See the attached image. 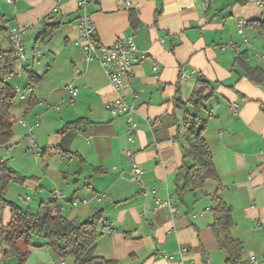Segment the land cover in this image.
Instances as JSON below:
<instances>
[{
	"label": "crops",
	"instance_id": "crops-1",
	"mask_svg": "<svg viewBox=\"0 0 264 264\" xmlns=\"http://www.w3.org/2000/svg\"><path fill=\"white\" fill-rule=\"evenodd\" d=\"M204 1L131 0L127 6L123 0H94L91 4L100 43L110 45L133 35L146 53L121 91L135 109L131 116L137 128L131 138L128 115H113L106 107L118 93L103 66L87 62L77 43V1L10 4L0 0V16L8 20L7 28L24 29L29 58L28 70L12 75L13 85L33 86L27 100L16 95L10 110L14 136L10 148H0V155L8 157L12 152L9 163L27 177L23 185L35 189V204L55 200L63 216L78 222L100 212L94 252L118 264H225L227 252L219 248L211 229V195L219 186V194L232 207V234L244 245L240 264H253V257L264 264V81H251L236 63L237 55L247 51L246 62L264 70V59L256 56L254 46L259 38L264 45V34L252 23L262 20L261 6L259 0H210L205 7ZM241 19L247 22L244 34L239 33ZM47 28L50 33L43 37ZM229 42L236 47L223 48ZM183 68L195 73L181 78ZM30 72L41 75V80L30 82ZM199 76L214 87L205 102L204 137L219 180H207L200 190L179 192L183 167L193 159L185 157L184 110L175 106L174 99L188 101ZM70 84L77 88L74 103L68 102ZM62 98L67 102L53 109ZM74 121L77 126H67ZM29 128L36 147H43L40 156L25 154ZM127 151L133 153V160ZM41 156L46 158L41 161L37 158ZM65 159H75L76 167L65 164ZM133 161L140 174L134 173ZM75 197L87 202L73 206ZM157 198L170 200L176 212L166 204L156 208ZM2 221H12L9 206ZM108 225L112 231L106 229ZM31 241L29 246L21 243L28 250L22 264L62 260L46 239L32 236ZM2 246L0 239V264H5ZM183 247H188L184 254ZM10 259L6 264L14 262Z\"/></svg>",
	"mask_w": 264,
	"mask_h": 264
},
{
	"label": "trees",
	"instance_id": "trees-1",
	"mask_svg": "<svg viewBox=\"0 0 264 264\" xmlns=\"http://www.w3.org/2000/svg\"><path fill=\"white\" fill-rule=\"evenodd\" d=\"M264 2V0H259ZM137 21L135 15H131V22ZM258 32L264 34V21L252 22ZM8 20L0 16V148H10V141L14 136V119L11 116V108L16 102V93L6 77L12 74L16 57L14 49H3L1 36L7 34ZM50 30L47 28L42 33L47 37ZM8 36V34H7ZM9 38V37H8ZM247 51L239 53L236 63L245 70L251 81L262 83L264 70L259 66H251L246 62ZM41 75L29 73V80L38 83ZM214 94L211 83L199 76L192 95L188 101L175 98V106L184 110L182 136L185 138V157H191L193 163L185 165L180 180L179 192L185 189L200 190L205 187L209 179L219 180V173L214 164L212 152L204 137L206 119L204 118L205 102ZM187 105L189 106L187 108ZM78 121L69 123L68 127L77 126ZM26 176L14 169L8 159L0 157V200L1 208L9 206L12 221L8 229L1 226V255L3 263H7L12 257H16L20 263L24 262L28 250L23 249L21 243L31 245V237L39 236L47 240V244L62 259L67 256L74 258L73 264H118L116 260L95 254L96 242L99 236L98 226L102 219L99 212L91 219L78 222L67 219L61 214V208L57 201L41 202L38 209L32 212L15 202L9 201L5 195L12 183H23ZM219 188L211 195V210L214 214V222L211 225L213 235L219 248L227 252L225 264H240L243 254V242L232 234L233 215L232 207L219 194Z\"/></svg>",
	"mask_w": 264,
	"mask_h": 264
},
{
	"label": "built area",
	"instance_id": "built-area-1",
	"mask_svg": "<svg viewBox=\"0 0 264 264\" xmlns=\"http://www.w3.org/2000/svg\"><path fill=\"white\" fill-rule=\"evenodd\" d=\"M8 3L13 4L18 0H6ZM77 6L79 10L78 16V39L77 43L81 44L84 57L87 62H98L100 63L104 71L110 81V84L115 92L118 93V96L107 102V109L113 114H127L128 122H127V133L133 138V135L137 128V123L132 118L131 114L134 112V107L128 104L124 97L121 95V91L125 84V79L132 73L133 68L146 56V53L141 51L134 39L133 35L124 36L118 38L114 43L110 45H105L99 42L97 38L96 26L91 18V14L89 12L90 6L94 0H76ZM127 6L131 5V0H123ZM260 6L264 9V2L259 1ZM205 7L210 6V0L204 1ZM246 21L244 19L239 20V33L244 34V28L246 26ZM24 29L17 26L11 25L7 28V34L9 40L14 49V55L16 57V61L18 62V66L20 70H28L29 65L27 63V54H26V46L22 40V34ZM231 47L235 48L236 45L233 42H229L223 45V48ZM256 56L264 59V53L257 51ZM195 71L188 70L186 68L181 69V78H187L190 75L194 74ZM13 74L8 75V77H12ZM77 75H74L76 78ZM67 90L70 93L71 98L68 100L70 103H74V98L77 96V88L70 84L67 86ZM15 93L19 96L21 100H27L28 97L33 92V86L28 85L26 87L17 86L14 88ZM67 102V99L62 98L59 103L54 105L53 109H60L62 105ZM234 110L237 111V105L234 104ZM22 124H26V122L21 121ZM38 125V121L36 122ZM28 146L31 150L34 151L36 156H40L41 153L36 151V139L34 132L31 128L28 130L27 134ZM127 157L130 160H133V153L131 151H127ZM132 168L134 173L140 174L142 172L141 168L133 161ZM155 192V191H154ZM57 193H60L59 191ZM101 195H97V198H100ZM86 203L87 199L75 197L71 200V204L73 206H77L78 203ZM156 208H159L163 205H169L171 212L174 214L176 212V208L172 206L170 200L161 201L159 198L155 201ZM63 208V207H62ZM108 231H112L110 225L106 227ZM188 250V247H183L181 249V253L184 254ZM160 255H164L162 251L159 252ZM253 264H263L260 263L255 257L252 258ZM58 264H67L66 258L62 259Z\"/></svg>",
	"mask_w": 264,
	"mask_h": 264
},
{
	"label": "rangeland",
	"instance_id": "rangeland-1",
	"mask_svg": "<svg viewBox=\"0 0 264 264\" xmlns=\"http://www.w3.org/2000/svg\"><path fill=\"white\" fill-rule=\"evenodd\" d=\"M260 12L262 13V14H261V18H262V20L264 21V9L262 10V7L260 8ZM1 39H2V42H3V46H4V47H2L3 49H7V50H8V49H10V48L12 47V44H11L9 38H6L5 35L1 36ZM7 39H8L9 41H8ZM8 44H10L11 46H9ZM262 44H263V42H262V38H259V39L256 41L255 45H254L255 48H256L255 50H258V51H260L261 53H264V47H263L264 45L261 46ZM26 51H27V49H26ZM26 54L28 55L27 52H26ZM27 59H29L28 56H27ZM19 71H20V69H19V66H18V62L15 61L12 74L14 75L15 73H18ZM8 75H9V74H8ZM8 75H7L6 79H7V80L10 79V80H9V83L13 86V89H14L15 87H17V86H21L20 84H19V85H13V83L15 82V79H16V78L12 79L11 77H8ZM1 77H2V74H1ZM1 77H0V78H1ZM22 87H23V86H22ZM60 100H61V99H60ZM58 103H59V102H58ZM56 104H57V103H56ZM56 104H55V105H56ZM37 146H38V145H37ZM42 148H43V147L38 146V147H36V151L40 152ZM25 154H26V155H31V156L36 157L34 151L31 150V149L29 148V146H28V139H27V147H26V150H25ZM1 155H3L5 159H8V157L10 158V156L12 155V152H11V151L8 152V157H6L7 155H4V154H1ZM1 155H0V157H2ZM37 158H39L41 161H43V159H45L46 157H45V156H41V157H37ZM9 161H10V160H9ZM64 163H65V164H66V163H69V165L71 164L73 167H76V165H77L75 159H73V160H71V159H65V160H64ZM23 184H24V183H12V184L10 185V187H9V189H8V191H7V193H6V195H5V198H6L7 200H9V201L15 202L16 204H18V205H20V206H22V207H24V208H29V209H31L32 212H35V211L38 209L39 205H40V201H37V204H35V202H36L35 199H34V196H35V192H34V190H35V189L31 188L30 185H23ZM20 190H21V191H20ZM27 195L30 196V198H31L30 200H26V199H25V198L27 197ZM0 206H1V204H0ZM5 207H7V205L0 209V213H1V218H0V228H1V226H4L5 229H8L10 223H9V224H5V223H3V221H2V213H3V210H4ZM11 259H12V258H11ZM11 259H10V261H14V262H11V263H12V264H13V263L15 264V263H16V262H15L16 260H15V259L11 260ZM66 261H67L68 264H73V262H74V258H73L72 256H67V257H66ZM11 263H10V264H11Z\"/></svg>",
	"mask_w": 264,
	"mask_h": 264
},
{
	"label": "water",
	"instance_id": "water-1",
	"mask_svg": "<svg viewBox=\"0 0 264 264\" xmlns=\"http://www.w3.org/2000/svg\"><path fill=\"white\" fill-rule=\"evenodd\" d=\"M85 127V126H84Z\"/></svg>",
	"mask_w": 264,
	"mask_h": 264
}]
</instances>
